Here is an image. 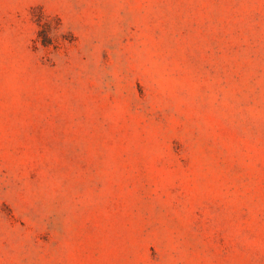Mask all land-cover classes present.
Masks as SVG:
<instances>
[{"label":"rangeland","instance_id":"rangeland-1","mask_svg":"<svg viewBox=\"0 0 264 264\" xmlns=\"http://www.w3.org/2000/svg\"><path fill=\"white\" fill-rule=\"evenodd\" d=\"M0 264H264V0H0Z\"/></svg>","mask_w":264,"mask_h":264}]
</instances>
